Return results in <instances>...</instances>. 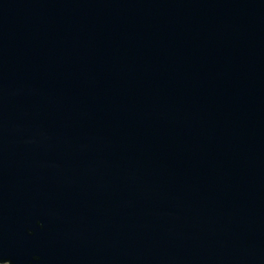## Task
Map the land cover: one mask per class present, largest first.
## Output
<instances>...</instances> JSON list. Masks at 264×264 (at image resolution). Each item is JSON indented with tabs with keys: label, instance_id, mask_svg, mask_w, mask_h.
<instances>
[{
	"label": "water",
	"instance_id": "obj_1",
	"mask_svg": "<svg viewBox=\"0 0 264 264\" xmlns=\"http://www.w3.org/2000/svg\"><path fill=\"white\" fill-rule=\"evenodd\" d=\"M264 264V0H0V263Z\"/></svg>",
	"mask_w": 264,
	"mask_h": 264
},
{
	"label": "rangeland",
	"instance_id": "obj_2",
	"mask_svg": "<svg viewBox=\"0 0 264 264\" xmlns=\"http://www.w3.org/2000/svg\"><path fill=\"white\" fill-rule=\"evenodd\" d=\"M0 264H8V262H6V263H0Z\"/></svg>",
	"mask_w": 264,
	"mask_h": 264
},
{
	"label": "flooded vegetation",
	"instance_id": "obj_3",
	"mask_svg": "<svg viewBox=\"0 0 264 264\" xmlns=\"http://www.w3.org/2000/svg\"><path fill=\"white\" fill-rule=\"evenodd\" d=\"M6 263V262H5ZM9 264V263H8Z\"/></svg>",
	"mask_w": 264,
	"mask_h": 264
}]
</instances>
